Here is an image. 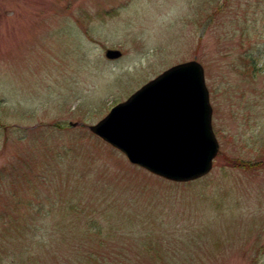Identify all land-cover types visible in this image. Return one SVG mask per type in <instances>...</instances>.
Masks as SVG:
<instances>
[{
	"label": "rangeland",
	"instance_id": "1",
	"mask_svg": "<svg viewBox=\"0 0 264 264\" xmlns=\"http://www.w3.org/2000/svg\"><path fill=\"white\" fill-rule=\"evenodd\" d=\"M107 49L122 55L108 61ZM189 60L204 69L219 152L209 175L175 188L132 171L87 127ZM75 182L78 199L57 187ZM12 187L32 205L19 248L26 264H71L66 240L74 229L82 236L90 203L103 229L101 209L111 208L117 228L106 264H152L134 246L147 232L155 264H264V0H0V211ZM170 195L179 204L159 206ZM72 199L88 214L67 213ZM15 244L0 245L5 264Z\"/></svg>",
	"mask_w": 264,
	"mask_h": 264
},
{
	"label": "water",
	"instance_id": "2",
	"mask_svg": "<svg viewBox=\"0 0 264 264\" xmlns=\"http://www.w3.org/2000/svg\"><path fill=\"white\" fill-rule=\"evenodd\" d=\"M119 55L118 51H107L106 53L110 59L117 58ZM182 94L186 96H181ZM172 98H177V100ZM190 99H196L202 111L200 120L202 141L198 142V148L193 147V150H190L191 155L185 153L186 156L183 157L186 158L187 161H185L181 159L182 154L175 155L167 147L154 141L157 136H166V134L168 136L172 133L177 135L176 133H179L180 128L181 133L184 127L183 123L182 127H176L175 130L171 128L167 133H164L167 130L165 125H155L161 121L151 118V114L154 115V112L158 111L159 108L162 112H169L170 115L179 110L184 102ZM159 112L161 111L159 110ZM147 116L151 118H149L150 123L146 121L143 127L141 125L139 128L140 119L143 122ZM210 116L211 109L208 104L207 90L204 86L202 67L195 61H189L171 67L143 86L126 102L114 107L108 116L95 126L90 127V130L124 152L131 162H135L165 178L184 181L206 173L210 168L211 159L216 154L217 144L210 130ZM164 121L167 125L166 119ZM141 129L144 131H140ZM147 132L150 133L147 134ZM190 148L192 149V146Z\"/></svg>",
	"mask_w": 264,
	"mask_h": 264
},
{
	"label": "trees",
	"instance_id": "3",
	"mask_svg": "<svg viewBox=\"0 0 264 264\" xmlns=\"http://www.w3.org/2000/svg\"><path fill=\"white\" fill-rule=\"evenodd\" d=\"M252 68L253 72L255 70V66L254 65H250ZM230 165L235 166V167H241V168H245V169H250L252 167H254V165H249L246 163H243L241 161H237V160H229L228 162ZM38 173L34 174L37 175ZM24 178L26 177V175H23ZM76 188V187H74ZM17 189V187H16ZM16 189H13L12 193H9L6 195L7 198V203H6V208L3 209V211H0V245L3 244H8L10 242L16 243L14 246H8V247H17V251L18 252H14L10 253V255L13 256V264H15V261L17 260L16 264H26V260L23 257V255L25 254V252H28L27 250L22 249L19 251V248L21 247L20 244L23 241V238L26 236V232L29 230L28 226V222L26 220H23V211H28V209H30V207L32 208V205L29 203H26V205L21 206V201L17 202L19 197H16ZM77 189V188H76ZM71 190V189H69ZM18 191V190H17ZM72 193H74L73 189L70 191ZM78 194H79V198L81 197L80 195V191L77 190ZM8 202L11 204H8ZM16 202L17 204H19V206L16 207ZM67 201H63L62 204H65ZM74 202H69V206H71V208H69V210H71L72 213H75L74 210L76 209H80L78 204L72 205ZM67 205H63V207L66 209ZM85 207L91 211L90 213L92 214H98V211H94L92 210V205H85ZM108 207H105L104 205V209H101V213H102V219L103 221L106 222V228L103 229L102 225L100 222V220L95 217H93V219L95 221H93V219H87L85 221V226H87L85 228V231L89 234H85L82 231V236L78 237V233H74V236L72 237V241L66 243V245H68L71 249H72V253H73V260L69 263L71 264H106L105 260H104V254H103V250L106 248L105 245L108 243H118L117 237H116V227H113L112 224H110L112 219H111V214L108 215L106 211H108L109 209H106ZM103 211V212H102ZM5 212V213H4ZM17 212V217L15 219L12 218V215ZM67 212V211H66ZM71 214V213H70ZM80 214V212H79ZM100 216V215H99ZM17 218L22 219L17 221ZM115 219V218H114ZM119 219V218H117ZM143 223H147L146 221H143ZM138 225V224H136ZM77 226V225H76ZM79 227V225H78ZM75 230V229H74ZM146 235L143 236V238L141 240L138 239V243L134 244V246L137 248V252L139 251L143 258L146 257L149 259V261L152 264H155L156 259L158 258V256L156 255L155 257H152L150 255V252H152V248H151V244H150V240H149V234L148 232L145 233ZM103 235H105L104 239H103ZM112 236V237H111ZM92 241L94 244L92 245L91 242ZM126 245V244H124ZM132 246V245H131ZM101 249V250H100ZM117 249V248H115ZM92 250V251H91ZM118 250V249H117ZM103 251V252H102ZM128 252V248L126 251V255ZM102 253V254H101ZM119 254L116 255V258L119 257ZM19 255L20 258H19ZM100 255V256H98ZM7 256V254H4V258ZM114 261V259H113ZM6 262L2 260L1 258V253H0V264H5ZM121 264V263H119Z\"/></svg>",
	"mask_w": 264,
	"mask_h": 264
},
{
	"label": "bare ground",
	"instance_id": "4",
	"mask_svg": "<svg viewBox=\"0 0 264 264\" xmlns=\"http://www.w3.org/2000/svg\"><path fill=\"white\" fill-rule=\"evenodd\" d=\"M188 88L190 89V87ZM172 95L175 96V94ZM181 96H186V95L182 94ZM173 100H177V98ZM157 110L158 111L154 112V115L157 116L156 119L158 118L161 121V123L166 126L165 128H167V130H165L164 133H167L168 130H170L173 126L182 122L183 120H184V128L182 132L178 135V137L174 140V142L170 141L171 135H168L167 142L163 143V141L160 140L159 136H157L154 140L155 143H159L161 145L166 144L168 145V148L171 151H185L186 147L188 146L198 148L197 146L198 142L202 141V132L200 125V120L202 118V111L196 99H192V100L190 99L189 101H185L179 110H177L175 113H172L170 115H167L169 114V112L167 111L165 112L166 114H164L161 109L158 108ZM159 110L161 112H159ZM165 119L167 125L165 124L164 121ZM185 153H187L188 155L192 154V152L187 149Z\"/></svg>",
	"mask_w": 264,
	"mask_h": 264
}]
</instances>
